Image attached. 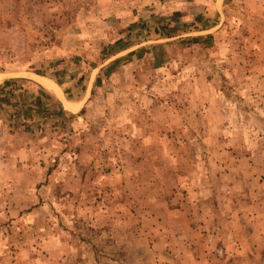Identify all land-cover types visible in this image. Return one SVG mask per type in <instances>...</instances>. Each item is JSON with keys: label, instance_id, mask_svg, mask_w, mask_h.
<instances>
[{"label": "rangeland", "instance_id": "1", "mask_svg": "<svg viewBox=\"0 0 264 264\" xmlns=\"http://www.w3.org/2000/svg\"><path fill=\"white\" fill-rule=\"evenodd\" d=\"M0 264H264V0H0Z\"/></svg>", "mask_w": 264, "mask_h": 264}, {"label": "bare ground", "instance_id": "2", "mask_svg": "<svg viewBox=\"0 0 264 264\" xmlns=\"http://www.w3.org/2000/svg\"><path fill=\"white\" fill-rule=\"evenodd\" d=\"M53 88V87H52Z\"/></svg>", "mask_w": 264, "mask_h": 264}]
</instances>
